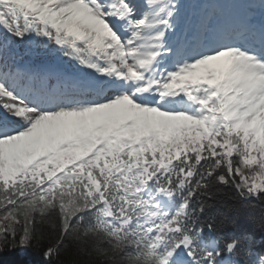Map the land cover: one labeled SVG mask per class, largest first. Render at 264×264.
<instances>
[{
    "label": "snow or ice",
    "instance_id": "1",
    "mask_svg": "<svg viewBox=\"0 0 264 264\" xmlns=\"http://www.w3.org/2000/svg\"><path fill=\"white\" fill-rule=\"evenodd\" d=\"M225 189L264 202V0H0V253L264 264Z\"/></svg>",
    "mask_w": 264,
    "mask_h": 264
},
{
    "label": "trees",
    "instance_id": "2",
    "mask_svg": "<svg viewBox=\"0 0 264 264\" xmlns=\"http://www.w3.org/2000/svg\"><path fill=\"white\" fill-rule=\"evenodd\" d=\"M225 191L228 193V196L233 199H228L225 196L218 197L217 208L210 210L207 214L219 215L221 211H227V209L223 207L225 203L235 204V210L230 213L235 223L224 229V232L252 231L256 236L255 247L259 249L264 246L261 233L259 229L255 227V222L259 220L260 212L264 209V202L257 200L244 201L236 196L234 189H225ZM74 259H79L74 249L62 254L60 257V260L63 261L64 264H70V261ZM0 264H55V261L45 260L42 253L36 252L31 248H17L13 251L5 250L0 253Z\"/></svg>",
    "mask_w": 264,
    "mask_h": 264
},
{
    "label": "rangeland",
    "instance_id": "3",
    "mask_svg": "<svg viewBox=\"0 0 264 264\" xmlns=\"http://www.w3.org/2000/svg\"><path fill=\"white\" fill-rule=\"evenodd\" d=\"M187 2L190 4L191 0H187Z\"/></svg>",
    "mask_w": 264,
    "mask_h": 264
}]
</instances>
